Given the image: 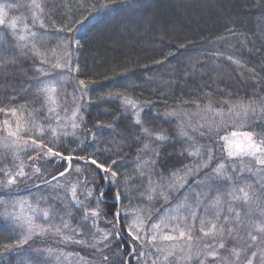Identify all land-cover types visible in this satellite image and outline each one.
<instances>
[{
	"label": "snow or ice",
	"instance_id": "obj_1",
	"mask_svg": "<svg viewBox=\"0 0 264 264\" xmlns=\"http://www.w3.org/2000/svg\"><path fill=\"white\" fill-rule=\"evenodd\" d=\"M122 3L124 0H108L92 7L97 12H114ZM13 7L0 3V33L7 30L11 36L9 46L0 47V114L4 117L0 120V146L13 154L14 164L0 168V232L7 233V238L0 240V256L15 253L19 257L27 248L25 255L33 258L23 264H51L52 257L63 264L62 258L73 255L80 264H132L133 258L135 264H264V84L255 78L254 70L249 69L253 84L247 101L241 97L216 105L210 86L205 85L208 91L203 98L208 104L198 100L195 111L165 113L166 117L183 114L178 132L146 127V122L154 119L147 115V105L152 102L141 105L119 91H109L100 99H118L124 112H130L132 124L119 133L115 121H96L93 129H87L81 113L90 104L91 86L97 82L88 79L87 72L81 73L78 53L83 42L77 33L94 13L85 16L82 12L83 18L75 19L70 9L61 15V20L69 22L56 28V34L66 35L49 47L50 42L39 38L36 31L38 25L47 32L48 5L31 0L27 5L30 21L27 15L9 18L8 9ZM180 48L186 49V45ZM227 59L240 68L245 66L232 55ZM196 67L193 65V70ZM69 84L71 93L66 91ZM62 90L65 100L72 97L70 116L67 106L63 116L57 111ZM29 96L40 102V108L29 113L30 117H43L40 122L21 115L27 103L20 101ZM193 117H197L194 122ZM229 125L233 130H228ZM129 127L138 131H129ZM69 136L73 139H67ZM138 144L142 147L136 148V175L122 176L118 161L124 158L123 148L131 151ZM177 144L179 152L175 151ZM170 147L173 151H168ZM85 148L87 154H83ZM20 153L27 156L28 164ZM173 157L178 159L173 161ZM16 160L21 162L15 164ZM73 160L88 165L95 178L89 179L80 164L73 168ZM65 162L68 166L59 171L56 165ZM173 162L177 166L165 175V166ZM49 165L53 166L51 172ZM73 173L76 177L70 179ZM101 180L116 188L112 199L119 207L114 212L101 207L106 203L105 189L98 188ZM137 182L138 186L130 189L129 185ZM21 183L31 184L37 192L50 190L51 197H37L35 206L26 200L2 198L13 196ZM133 196L148 207L137 210L131 222L125 211L126 226L122 228L120 209L123 201L131 203ZM73 209L83 214L81 221L73 220ZM102 215L104 228L98 224ZM124 232L128 240H124ZM50 242L82 245L91 250L95 260L86 261L78 252H58ZM34 244L38 246L33 248ZM125 245H129L127 252Z\"/></svg>",
	"mask_w": 264,
	"mask_h": 264
},
{
	"label": "trees",
	"instance_id": "obj_2",
	"mask_svg": "<svg viewBox=\"0 0 264 264\" xmlns=\"http://www.w3.org/2000/svg\"><path fill=\"white\" fill-rule=\"evenodd\" d=\"M7 1L16 5L18 12L11 9L14 13L17 12L19 16L27 15L30 21L31 13L27 5L31 4V0ZM39 2L46 3L48 7L45 10L51 13L47 21V32L39 29L38 25L36 28L38 37L50 42L49 47H54L60 37L66 35V33L56 34V28L69 22L61 20V15L68 13L70 9L75 19H82V12L85 16L89 12L94 13L77 33L83 42V47L78 53L81 73L87 72V78L97 82L91 86L94 90L90 92V104L81 113L85 121L84 128L93 129L96 121L104 124L115 121L119 133L125 125L132 124L130 112H124L118 99H100L102 95L106 97L109 91H119L137 100L141 105L151 101L152 104L147 105L150 108L147 115L154 119L150 123L146 122L145 126L153 131L171 129L173 132H178L183 114L181 113L179 117H166L165 113L173 109L195 111V102L198 100L204 105L208 104L209 101L203 98L204 93L208 91L205 85L211 88L213 103L219 105L226 100L235 102L241 97L245 101L251 98L253 80L249 69L254 70L255 78L264 84V0H124L114 12H97L96 8L92 7V5L108 3V0H39ZM0 35V47L7 48L11 36L7 35V30ZM181 44L186 45V49H181ZM217 52L222 55H214ZM229 55L243 60L245 66L240 68L233 64L227 59ZM73 60H76V54L73 55ZM156 61L163 63L157 64ZM193 65H197L195 70ZM63 91L59 97L61 104L56 106L57 111L63 116V109L67 106L69 109L67 115L70 116L74 104L70 95L65 100ZM66 91L72 92L70 84L66 85ZM85 99L87 100V97ZM20 103H27L26 110L21 112L24 119L31 118L37 122L43 119L41 116H29L33 108H40V102L34 97L21 99ZM45 115H47L46 110ZM117 117L120 119L117 120ZM2 119L4 117L0 114V120ZM68 130L71 131V128L69 127ZM128 130L138 131L131 127ZM228 130H233L231 125L228 126ZM80 131L78 130V134ZM223 134L224 132L221 131V135ZM81 138L84 136L81 135ZM67 139L73 137L69 136ZM198 143H203V140H199ZM95 147L96 145L92 146L93 149ZM137 147H142V144L136 145L131 151L127 147L123 148L121 155L124 158L118 161L122 165L118 168L122 176L136 175L134 169ZM88 151L89 149L85 148L83 154H87ZM168 151L173 149L170 147ZM175 151L179 152V144L176 145ZM217 155L219 156L220 153L217 152ZM21 159L25 164L29 163L24 153L21 154ZM176 159L178 157H173V161ZM20 162V160L15 161V164ZM72 164L73 168L80 164L89 179L95 178L88 165L76 160H73ZM6 166H14L13 159L8 154L0 156V168ZM50 166L52 171L53 166ZM67 166V162L56 165L59 171H63ZM176 166L174 162L166 165L164 174L167 175ZM52 174L56 173L52 172ZM75 177L76 174L73 173L70 179ZM80 178L83 179L81 174ZM138 184L139 182L129 187L135 189ZM120 187L123 191V179L120 181ZM98 188L105 189L106 203L101 207L114 212L119 207L112 199L116 188L105 184L102 180ZM50 194V190L46 191L42 188L37 192L31 184L21 183L13 196L3 195L2 198L37 199L42 195L50 198ZM64 203L67 204L68 201L65 200ZM160 206V203L156 204L157 208ZM147 207L146 203H141L135 196L131 198V203L124 200L123 208L120 209L122 218L120 226L122 228L126 226L123 222L125 211L129 212L128 222H131L137 210H146ZM2 210L3 208L0 207V212ZM72 211L73 220L80 221L83 214L75 212L74 209ZM108 219L111 220L112 217L109 216ZM100 220L105 227L103 215ZM2 227L3 225L0 224V228ZM122 235L124 240L129 239L126 232ZM6 238L7 233L0 232V240ZM124 247L127 252L129 245ZM69 248L74 253L78 252L87 261L95 260L90 249L83 246L77 249ZM27 252L26 248L21 250L19 257L15 253L7 257L0 256V261H3V264H23L32 259L31 256L25 255ZM132 264H135L134 258Z\"/></svg>",
	"mask_w": 264,
	"mask_h": 264
},
{
	"label": "rangeland",
	"instance_id": "obj_3",
	"mask_svg": "<svg viewBox=\"0 0 264 264\" xmlns=\"http://www.w3.org/2000/svg\"><path fill=\"white\" fill-rule=\"evenodd\" d=\"M0 3H3V4H12V5H14L13 8L8 9V12H9V18H11L12 16H19V14L17 13V12H18V9H17V7H16L15 4H13L12 2L7 1V0H6V1H5V0H0ZM11 9L17 10V12L14 13V11H12ZM0 37H1V35H0ZM70 115H71V113H70ZM196 119H197V117H193V122H194ZM0 135H3V133H0ZM5 153H7V154L13 159V154H12L10 151H8L7 149H5V148H3L2 146H0V156H7V155H5ZM21 154H22V153H20V157H21ZM16 161H19V160H16ZM47 167H48V170L50 171L51 166L49 165V166H47ZM49 167H50V168H49ZM50 172H51V171H50ZM82 174H83V175H82ZM82 174H81V176L83 177V176H84V173H82ZM86 174H87V173H86ZM50 196H51V194H50ZM15 200H16V199H15ZM17 200H26V201H30V202L33 204V206H35V203H36V199H32V198L30 199L29 197H20V198L17 199ZM44 206H46V205H44L43 203H41V207H44ZM2 211H3V210H2ZM2 211H1V212H2ZM24 211L27 212L28 209L25 208ZM133 216H134V215H133ZM133 216H132V218H133ZM131 220H132V219H131ZM131 220H130V221H131ZM80 221H81V220H80ZM76 222H79V220L76 219ZM98 224H99V226H101V228H104V226L102 225L103 223L101 222V220L98 221ZM76 226H77L76 223H73V227H76ZM88 239H91V237H88ZM37 246H38L37 244L32 245L33 248H35V247H37ZM49 246L57 247V251H58V252L69 253V252H73L69 247H72V248L77 249V248L81 247L82 245H75V244L64 245V244H60L59 246H57V245L52 244V243L50 242ZM73 253H74V252H73ZM73 256H75V255H73ZM73 256H72V257H69V258H67V259L62 258V260H63V264H80L79 259H78V258L75 259ZM31 258H33V257H31ZM74 260H76V261H74ZM85 260H86V259H85ZM86 261H87V260H86ZM51 264H57V261H56V258H55V257H52V258H51Z\"/></svg>",
	"mask_w": 264,
	"mask_h": 264
}]
</instances>
